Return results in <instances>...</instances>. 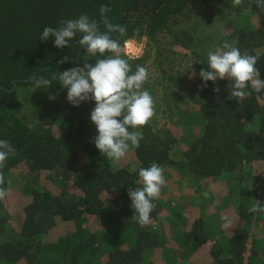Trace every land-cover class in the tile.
Returning a JSON list of instances; mask_svg holds the SVG:
<instances>
[{
  "label": "trees",
  "instance_id": "1",
  "mask_svg": "<svg viewBox=\"0 0 264 264\" xmlns=\"http://www.w3.org/2000/svg\"><path fill=\"white\" fill-rule=\"evenodd\" d=\"M197 1L0 0V139L16 149L0 169L11 181L0 201V264H159L160 258L163 264H264V213L248 212L255 200L264 203V92L249 87L252 95L238 101L230 97L228 78L201 87L199 75L207 69L208 50L227 40L259 57L264 79V9L256 0L239 6L203 0L212 30L185 28ZM81 14L100 31L107 30L105 21L126 26L123 37L113 34L122 48L142 33L147 40L143 56L122 55L133 71L148 69L143 87L155 99V115L140 129V146L118 167L95 146V101L73 106L58 79L49 89L31 83L34 75L51 80L105 58L89 57L76 42L79 33L63 49L54 38L40 40L45 27H62L61 21ZM177 43L190 57V69L181 73L163 61V52ZM22 125L34 127L30 136H22ZM152 162L164 168L167 183L153 201L152 223L141 228L131 220L128 190L140 185L138 171L129 168ZM254 167L260 178L247 190L241 174ZM216 179L229 191L224 203L215 197ZM169 214L172 232L183 227L182 242L168 235L162 216ZM220 224L232 228L229 237L212 233Z\"/></svg>",
  "mask_w": 264,
  "mask_h": 264
},
{
  "label": "clouds",
  "instance_id": "2",
  "mask_svg": "<svg viewBox=\"0 0 264 264\" xmlns=\"http://www.w3.org/2000/svg\"><path fill=\"white\" fill-rule=\"evenodd\" d=\"M242 0H232L233 6L241 5ZM257 6L264 9V0H256ZM62 27H45L40 35L41 41L54 38V46L60 49L69 47L76 35L81 38L76 42L85 50L89 57H105L94 63H84L58 72L51 80L33 76L31 83L37 89H49L53 80L58 79L67 90V100L73 106L79 107L82 102L95 101V107L90 113V119L95 124L98 135L94 139L96 148L108 161L117 167L127 157L130 149L138 148L143 139L140 130L147 126L155 115V99L144 89L149 80L146 67L137 65L133 71L129 61L123 57V48L113 34L123 37L127 28L121 24L105 21L106 31H100V25L91 20L87 14L78 18L61 21ZM106 54H109L106 56ZM67 59V58H65ZM259 57L247 51L243 53L235 42L225 40L221 45L207 52V69H201L199 75L204 81L201 87H207V82L228 78L231 83L230 97L242 100L252 95L249 87L256 93L264 92V79L257 67ZM62 60L60 63H64ZM220 92L219 87L213 89ZM50 100L56 99L49 95ZM131 129V130H130ZM16 155V149L10 141L0 139V169L7 160ZM138 171L139 187L129 188L128 195L134 212L131 220L141 228L152 223L151 213L156 205L153 203L166 186L164 168L156 162L149 167L135 166L129 168L130 173ZM9 187H5V184ZM11 181L5 180L0 172V201L8 196ZM207 197L208 192L202 193ZM249 213H264V203L255 200L248 208Z\"/></svg>",
  "mask_w": 264,
  "mask_h": 264
},
{
  "label": "rangeland",
  "instance_id": "3",
  "mask_svg": "<svg viewBox=\"0 0 264 264\" xmlns=\"http://www.w3.org/2000/svg\"><path fill=\"white\" fill-rule=\"evenodd\" d=\"M209 6L208 3L204 2L203 0H198L195 4V7H194V16H191L192 17V22L188 23L185 25V28H192V27H195L196 25H201L199 27H201L200 29H206L208 31H211L212 28H213V24L212 23H206L207 19H210L209 18V14H210V9L207 8ZM235 14V13H234ZM229 14H227L226 16H224V19L222 20V22H227L229 20ZM146 37H145V34L142 33L140 35H136L135 37H133L132 39H129L127 40L124 45H123V52L125 53V48L128 47V52L132 51V55H129L131 57H140V56H143L144 54V49H145V45H146ZM126 46V47H125ZM164 47V45H163ZM168 49H170L169 53L167 54V52H163V56L166 57L164 61L165 65L167 63L169 64H172V68H173V71L175 72H178L180 71V73L184 70H189V63H190V57H187L185 55V53H188L187 51L184 50V46L180 45L179 43L177 44H173L171 46L168 47ZM126 54V53H125ZM127 55V54H126ZM163 57V58H164ZM157 58V56H153L150 60V61H155ZM181 75V74H180ZM178 76L179 78H181L182 80V87L183 88H186L184 84L186 82L185 80V76ZM181 85V83L179 84V86ZM177 88V87H176ZM175 89V88H173ZM183 90V89H181ZM39 124H37L38 126ZM24 128H26L23 132H22V136L23 137H27V136H30V133L32 132L33 128L34 127H25L24 125H22ZM36 126V127H37ZM28 133H27V132ZM131 152V151H130ZM129 152V155L126 157L127 159L130 158V153ZM124 161H122L121 164H123ZM246 168V167H245ZM245 168L243 170H241L240 174L241 173H244L245 171ZM255 168L253 170H251V172H248L247 174H245V176H242L241 174V179L242 181L244 182L243 186L244 188H246L247 190L250 189V187H253V185L255 183H257L259 181V178L255 177V174H253ZM220 182H222V179H216L214 181V183H216L215 187H213V189H217V192L215 194V197L219 200H223V202L221 203H224L225 201V195L228 196V189H226V184L225 183H221L219 184ZM237 197V196H236ZM238 199L239 196L237 197ZM187 199L190 200V197L187 196ZM166 216V217H165ZM163 220L162 222L166 223V225L168 226V235L169 236H174L176 235V239L179 240V242H182V237L180 236V233L179 234V231L181 230V228H183L182 226L180 227V225L178 224V232H175L173 230V233L171 228H170V224H172L168 219L171 218L170 214L169 215H164L162 216ZM168 218V219H167ZM227 227V226H226ZM225 227V225H218V227H215L216 229H211L213 230L212 233H215V231H218L219 233L221 234H226V237H229L230 236V233L232 232V228H230L229 230H227V228ZM182 238V239H180ZM186 248V252H185V256L188 255V253L190 252V249H187ZM183 249V248H181ZM173 250H178V246H174ZM163 258H160V260H158L159 264H163L162 262Z\"/></svg>",
  "mask_w": 264,
  "mask_h": 264
},
{
  "label": "crops",
  "instance_id": "4",
  "mask_svg": "<svg viewBox=\"0 0 264 264\" xmlns=\"http://www.w3.org/2000/svg\"><path fill=\"white\" fill-rule=\"evenodd\" d=\"M255 168V172H253V174H255V177H257V178H260V176H259V174H258V169L256 168V167H254Z\"/></svg>",
  "mask_w": 264,
  "mask_h": 264
},
{
  "label": "built area",
  "instance_id": "5",
  "mask_svg": "<svg viewBox=\"0 0 264 264\" xmlns=\"http://www.w3.org/2000/svg\"><path fill=\"white\" fill-rule=\"evenodd\" d=\"M125 47H126V46H125ZM125 53H126L127 55H132V51L128 52V47L125 48Z\"/></svg>",
  "mask_w": 264,
  "mask_h": 264
}]
</instances>
